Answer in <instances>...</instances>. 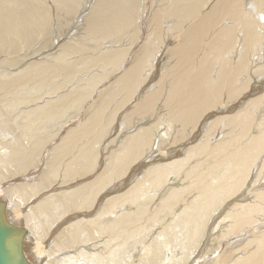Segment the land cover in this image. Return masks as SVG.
<instances>
[{"label":"bare ground","instance_id":"obj_1","mask_svg":"<svg viewBox=\"0 0 264 264\" xmlns=\"http://www.w3.org/2000/svg\"><path fill=\"white\" fill-rule=\"evenodd\" d=\"M89 1L0 0V201L28 260L264 264V0ZM50 24L54 54L21 56Z\"/></svg>","mask_w":264,"mask_h":264},{"label":"water","instance_id":"obj_2","mask_svg":"<svg viewBox=\"0 0 264 264\" xmlns=\"http://www.w3.org/2000/svg\"><path fill=\"white\" fill-rule=\"evenodd\" d=\"M24 230L12 224L0 201V264H33L24 252Z\"/></svg>","mask_w":264,"mask_h":264},{"label":"rangeland","instance_id":"obj_3","mask_svg":"<svg viewBox=\"0 0 264 264\" xmlns=\"http://www.w3.org/2000/svg\"><path fill=\"white\" fill-rule=\"evenodd\" d=\"M89 2H91V7H92V5H93V3H94V0H90ZM89 2H87V3H83L82 4V6H81V8L82 9H85L86 8V6L89 4ZM89 8L87 7V9L86 10H88ZM91 9V8H90ZM71 20V19H70ZM69 20V22L71 23V21ZM67 23L65 26H64V28L61 30V31H65L66 29H67V25H69L70 23ZM54 24H55V22H54ZM51 28H52V25L50 24V31H49V33H46V34H44V35H42V36H40L39 38H37L36 39V41H32V44H33V42H34V44L33 45H30L29 47H28V45H27V47L26 48H24L23 49V53H21V56H23L24 54L26 55V57H27V59H29V58H32V59H30V61L31 60H33V59H36V58H39V57H42V56H44V55H41L40 53H43V54H47V53H53L54 51H56L59 47H58V45L60 46L65 40L64 39H66V38H64V36L62 35L61 36V38L62 39H58V40H55L54 39V42L52 41V40H49L50 39V33H51ZM48 34V35H47ZM71 34H75V31H73V32H71ZM65 35V34H64ZM64 38V39H63ZM40 39H42V40H40ZM49 40V41H48ZM106 40V39H105ZM47 41V43H44V42H46ZM52 41V42H51ZM108 41H109V39H108ZM37 42V43H36ZM39 42L41 43L42 42V44H39ZM61 43V44H60ZM53 44V45H52ZM44 45L45 47L44 48H42L41 49V47ZM49 45V46H48ZM40 47V48H39ZM52 47H53V49H52ZM57 47V48H56ZM32 48V49H31ZM30 50V51H28V50ZM34 49H35V51H36V49H38L39 50V52H38V54H37V52H36V54H34ZM54 49H56V50H54ZM49 50V51H48ZM50 50H51V52H50ZM53 50V51H52ZM45 53H44V52ZM48 51V52H47ZM26 52H27V54H26ZM29 52H31V53H29ZM33 53V54H32ZM30 54V55H29ZM54 54V53H53ZM34 55H35V57H34ZM21 56H20V58H21ZM39 56V57H38ZM160 58H162V60H163V57H160ZM81 75L80 76H78L77 77V79L76 78H74L73 79V82L71 83L72 84V86L71 87H75V85H77L79 82H78V80L80 79V77L82 76V77H86V75H84L85 73H80ZM82 79V78H81ZM75 82V83H74ZM77 82V83H76ZM74 84V85H73Z\"/></svg>","mask_w":264,"mask_h":264}]
</instances>
